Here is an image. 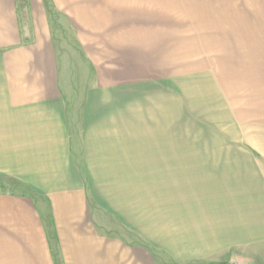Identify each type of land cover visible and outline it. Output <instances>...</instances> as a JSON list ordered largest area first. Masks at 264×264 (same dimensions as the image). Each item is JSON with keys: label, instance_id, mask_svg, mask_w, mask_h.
Listing matches in <instances>:
<instances>
[{"label": "crops", "instance_id": "obj_1", "mask_svg": "<svg viewBox=\"0 0 264 264\" xmlns=\"http://www.w3.org/2000/svg\"><path fill=\"white\" fill-rule=\"evenodd\" d=\"M172 6L0 0V177L18 187L0 192V264H264L263 151L180 135L131 73Z\"/></svg>", "mask_w": 264, "mask_h": 264}, {"label": "rangeland", "instance_id": "obj_2", "mask_svg": "<svg viewBox=\"0 0 264 264\" xmlns=\"http://www.w3.org/2000/svg\"><path fill=\"white\" fill-rule=\"evenodd\" d=\"M175 1L163 15L173 29L148 37L157 44L144 47V61L131 63V73L147 74L143 99L152 96L163 107L172 100L180 135L208 137L210 148L264 153V0H177V13ZM65 72L69 86L91 83L89 63L67 61ZM16 191L15 182L0 177V192Z\"/></svg>", "mask_w": 264, "mask_h": 264}]
</instances>
